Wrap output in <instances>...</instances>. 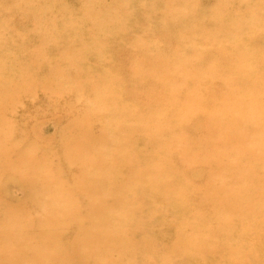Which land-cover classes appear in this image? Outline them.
<instances>
[{"label":"rangeland","instance_id":"obj_1","mask_svg":"<svg viewBox=\"0 0 264 264\" xmlns=\"http://www.w3.org/2000/svg\"><path fill=\"white\" fill-rule=\"evenodd\" d=\"M26 261L264 264V0H0V264Z\"/></svg>","mask_w":264,"mask_h":264},{"label":"bare ground","instance_id":"obj_2","mask_svg":"<svg viewBox=\"0 0 264 264\" xmlns=\"http://www.w3.org/2000/svg\"><path fill=\"white\" fill-rule=\"evenodd\" d=\"M26 262H27V263H26ZM26 262H25V264H34V262H33V261H32V263H30V262H28V261H26Z\"/></svg>","mask_w":264,"mask_h":264}]
</instances>
